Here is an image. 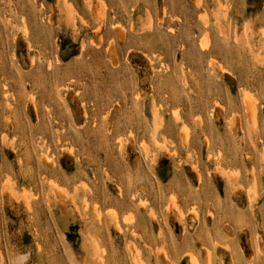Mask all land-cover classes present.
I'll list each match as a JSON object with an SVG mask.
<instances>
[{"label": "rangeland", "instance_id": "obj_1", "mask_svg": "<svg viewBox=\"0 0 264 264\" xmlns=\"http://www.w3.org/2000/svg\"><path fill=\"white\" fill-rule=\"evenodd\" d=\"M0 264H264V0H0Z\"/></svg>", "mask_w": 264, "mask_h": 264}, {"label": "bare ground", "instance_id": "obj_2", "mask_svg": "<svg viewBox=\"0 0 264 264\" xmlns=\"http://www.w3.org/2000/svg\"><path fill=\"white\" fill-rule=\"evenodd\" d=\"M203 44H204V42H203ZM205 44H206V42H205ZM204 46V45H203Z\"/></svg>", "mask_w": 264, "mask_h": 264}]
</instances>
